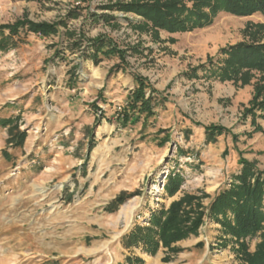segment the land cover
I'll return each instance as SVG.
<instances>
[{
    "label": "rangeland",
    "instance_id": "374dc122",
    "mask_svg": "<svg viewBox=\"0 0 264 264\" xmlns=\"http://www.w3.org/2000/svg\"><path fill=\"white\" fill-rule=\"evenodd\" d=\"M115 1L0 0V25L57 24L70 11L78 15L56 36L21 32L15 48L0 51V121L12 120L0 125V264H127V257L143 264H240L231 244L221 246L220 226L206 217L196 234L155 256L125 249L122 237L148 227L152 215L187 194L207 209L238 174L240 158L264 170V120H256L263 131H255L243 116L256 79L240 86L200 69L264 17L221 13L207 28L160 32L155 40L129 25L134 15L102 10ZM95 15L113 18L97 22ZM97 37L124 53L118 72H111L116 55L97 66L82 58ZM73 41L81 46L71 51ZM133 75L158 93L157 107L153 117L123 123ZM208 126L229 132L208 144ZM18 132L22 145L9 147L10 133ZM173 172L183 181L169 197L164 186ZM121 193L132 196L114 206ZM258 242L250 241V252Z\"/></svg>",
    "mask_w": 264,
    "mask_h": 264
},
{
    "label": "trees",
    "instance_id": "16d2710c",
    "mask_svg": "<svg viewBox=\"0 0 264 264\" xmlns=\"http://www.w3.org/2000/svg\"><path fill=\"white\" fill-rule=\"evenodd\" d=\"M23 1V0H19ZM32 1V0H24ZM102 10L118 11L123 14H132L137 19L129 25L139 33L150 34L159 40V33L168 34L189 33L194 30L207 28L221 13L234 17H250L260 14L264 17V0H116L104 5ZM94 21L108 22L113 17L95 15ZM75 11L68 13L67 19H76ZM57 24L32 23L27 20H18L13 24L0 25V51H8L17 46L14 38H19L21 32L34 33L43 37L58 34V27L66 25V20ZM127 20V19H126ZM67 34V33H66ZM65 36L71 40L74 34L68 32ZM244 40L233 45H227L219 50L220 58L207 60L208 67L201 65L200 69L209 72L220 81H231L233 84L245 86L256 79L254 96L249 107L244 110V118L251 120L255 131H263L256 123L258 118L264 120V24L248 23L243 31ZM174 42L173 40H169ZM83 40L80 41L82 43ZM79 41H73L68 47L73 51L81 46ZM82 52L84 60H90L97 66L103 57L117 56L119 64L111 68L119 71L124 64V53L116 48L112 41L104 37L89 40L86 51ZM55 56H57L55 54ZM78 65L73 66L70 77H75ZM197 69L193 75L196 76ZM135 89L127 98V111L121 115L123 123L141 117L148 119L155 115L157 107L154 95L158 93L151 88L147 81L133 75ZM150 92L145 97V92ZM12 120L0 121L1 126L11 125ZM10 129H8L9 131ZM10 132V131H9ZM206 143H214L216 138L229 131L220 126H208L204 129ZM9 147H20L23 134L10 133ZM15 137V138H14ZM7 156L6 151L3 152ZM241 168L238 174L231 177L228 188L220 191L205 209L201 198L195 195H184L172 202L167 209H161L152 215L148 227L135 226L128 234L122 237L125 249L140 248L144 253L155 256L160 248L172 251V245L189 235L196 234L206 217L216 222L222 232V247L231 244L232 251L240 264H264V170L260 171L255 164L239 159ZM180 173L173 172L167 177L164 191L173 197L182 184ZM132 195L121 193L115 198L114 206L124 203ZM258 238L254 251L250 252L249 244ZM164 258V262H167ZM127 264H143L138 258H126Z\"/></svg>",
    "mask_w": 264,
    "mask_h": 264
}]
</instances>
